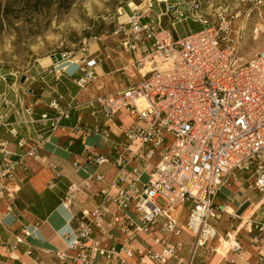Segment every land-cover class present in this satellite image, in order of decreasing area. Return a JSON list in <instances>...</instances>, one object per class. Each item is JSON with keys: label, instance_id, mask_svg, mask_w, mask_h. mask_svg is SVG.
<instances>
[{"label": "built area", "instance_id": "1", "mask_svg": "<svg viewBox=\"0 0 264 264\" xmlns=\"http://www.w3.org/2000/svg\"><path fill=\"white\" fill-rule=\"evenodd\" d=\"M162 5L165 8L153 19V9ZM216 14L203 15L192 2L149 0L144 7L132 9L117 29L124 36V51L139 56L132 68L147 71L140 82L96 100L105 117L103 125L96 120L73 128L74 133L93 135L111 145L117 154L114 165L119 168L112 188L118 190L116 195L108 189L95 191L103 202L75 217L67 250L56 253L60 264H130L136 259L139 264H194L199 251L219 237L216 226L223 215L243 222L237 211L229 213L216 204L222 189L238 182L241 173L248 175V188L261 194L259 208L247 225L233 227L224 239L228 253L241 258L245 251L239 234L244 230L257 247L254 264H264V48L247 60L241 58L232 33L237 15ZM164 17L169 27L163 26ZM187 21L203 29L176 38L171 28ZM61 60L63 64L46 72L56 75L75 65L82 73L76 80L81 89L97 80L94 68L101 62L99 57L77 59L65 53ZM7 76L20 78L10 73L4 80ZM63 101L61 96L53 99L49 108L56 116L45 113L38 121L33 107H26L30 117L26 124L41 122L52 135L81 106L74 105L75 100L63 106ZM123 112L135 122L124 129L123 142H114L110 123ZM4 118L0 116V122ZM11 134L18 135L15 129ZM49 138L43 132L21 138L17 145L25 152L17 160L12 158L11 143L0 139V200L15 198L20 191L19 169L26 170L27 161L40 156ZM93 150L85 145L84 163L102 166L111 162ZM155 156L157 161L152 164ZM141 165L148 173L142 185L145 171ZM49 167L57 169L52 163ZM104 179L89 174L83 186L71 185L62 206L70 209L82 188L92 189L95 180ZM112 203L116 211L110 210ZM181 209L188 211L182 223ZM183 231L192 236L184 255L186 244L176 240ZM143 235L150 241L146 245L139 240Z\"/></svg>", "mask_w": 264, "mask_h": 264}, {"label": "crops", "instance_id": "2", "mask_svg": "<svg viewBox=\"0 0 264 264\" xmlns=\"http://www.w3.org/2000/svg\"><path fill=\"white\" fill-rule=\"evenodd\" d=\"M164 18L167 20L166 24ZM164 18L162 19L163 26L169 27V19ZM187 22L196 23L194 21ZM178 25L171 28L173 33L177 31ZM190 32L192 31L185 32L183 36ZM120 46L122 50L115 53L116 55L106 52L103 57L96 56L101 61L94 68L97 80L86 89H81L77 85L76 80L82 76V73L75 65H70L67 71L56 75L46 72L48 69L63 64L61 57L57 58L56 56L39 61L33 70L26 74L27 79L24 84H18L17 80L12 82L14 80L12 77L7 76V80H4V76H0V116L4 115L5 117L0 122V139L11 143L10 149L14 153L12 158L17 160L25 152L17 145L21 138H34L39 132H43L45 137H50L44 143L40 156L27 161L26 170L19 169L20 191L15 198L0 200V264H60L56 253L67 250L70 234L76 226L75 217L80 216L82 211L94 210L103 202V197L96 195L95 191L108 189L111 195L117 194L118 189L112 188V183L119 174V168L114 165L117 154L112 152L110 144H102L100 139L93 135L81 136L74 133L73 128L81 122L92 125L96 120L103 125L105 117L96 100L103 95L119 92L140 82L146 74L147 70L145 69L137 71L132 68V64L139 56L124 52L121 43ZM72 69L77 70L74 76L71 75ZM59 96L64 99L63 106L74 100V105L78 103L81 106L75 107L71 111L69 119L61 121L60 128L55 133L51 135L41 122L26 124L30 121V117L24 111L26 107H33L36 121L40 120L45 113L55 117L56 112L49 107L52 100ZM93 101V105H90L89 103ZM134 122V118L127 112L118 115L114 122L110 123L111 140L123 142L125 139L124 129ZM11 129H15L18 135H12ZM85 145H91L94 153L98 155L110 157L111 162L102 166L84 163L81 160V155ZM157 158L158 156L152 157L151 163L154 164ZM77 162H79V166L75 165ZM51 163L57 165V169L50 168L49 164ZM140 167L144 172V167L142 165ZM151 168L152 165L147 168V171H150ZM89 174L103 175L105 179L100 182L95 180L92 183V189L82 188L73 206L70 209H65L62 206V201L68 188L73 184L83 186ZM145 176L148 179L146 171L141 178V185L146 182L143 181ZM239 178L238 182L225 187L235 194L232 201L237 202V206L234 207L228 203L222 205L216 202L217 205L230 213L238 211L247 201H252L256 206L261 199V196L255 200L253 195L251 197L242 193L241 189H244L242 188L244 186L251 193L254 192L248 188V175L241 173ZM53 183H55V187H51ZM235 186L241 187L235 191L233 189ZM220 193L217 198L220 197ZM110 210L116 211V205L112 203ZM129 214L133 215L131 211ZM249 215L253 216L254 214L248 209L242 216ZM187 216L188 211L181 209L180 222H185ZM224 216L230 217L226 214L223 215V218ZM240 223L220 230L216 226L219 235L216 239L225 238L226 233L223 231L226 229L227 232L231 231ZM19 238L23 239L21 243L18 242ZM191 239L192 236L187 231H183L182 235L176 239L178 242L186 244L183 255L187 253L188 242ZM139 240L144 245L150 242L144 235ZM240 240L245 251L243 257L240 258L232 253H230L232 257H226L228 248L226 249L224 242L219 239L221 244L216 250L209 249L210 243L207 248L199 251L194 264H230V262L254 264L258 256L257 247L248 235L240 236ZM215 251L217 254L212 258L214 254L211 253ZM130 264L139 263L136 259L130 261Z\"/></svg>", "mask_w": 264, "mask_h": 264}, {"label": "rangeland", "instance_id": "3", "mask_svg": "<svg viewBox=\"0 0 264 264\" xmlns=\"http://www.w3.org/2000/svg\"><path fill=\"white\" fill-rule=\"evenodd\" d=\"M149 0H0V76L17 73L18 77L28 74L39 61L63 54L80 57H103L106 52H120L122 34L118 28L125 24L128 15L136 7H144ZM154 1V0H152ZM170 3H195L203 15L215 16L216 13L237 15L232 24V33L238 41L240 57L249 59L264 48V0H169ZM156 6L151 15L156 17L161 9ZM149 21L144 20V22ZM164 23L167 20L164 18ZM203 29L198 23L180 24L175 36L185 32H197ZM125 52V51H124ZM116 55V54H115ZM77 70H71L74 76ZM10 77V76H9ZM11 78V77H10ZM20 79L17 80L18 84ZM14 79L12 82H15ZM26 83V82H25ZM24 86V85H22ZM245 180V178H244ZM147 181V176L143 178ZM241 186L233 189L238 191ZM242 193L253 195L255 200L259 192L251 193L242 187ZM235 194L224 188L217 204L232 201ZM261 215V213H259ZM264 222V219L262 220ZM239 218H224L218 223V229L237 225ZM227 232V229L223 231ZM240 236L247 235L242 230ZM219 239L211 242L210 250L221 244ZM225 245V243H224ZM225 248L228 247L225 245ZM212 251V250H211ZM212 258L217 254L215 251ZM226 257H232L230 253ZM224 258V257H223Z\"/></svg>", "mask_w": 264, "mask_h": 264}, {"label": "bare ground", "instance_id": "4", "mask_svg": "<svg viewBox=\"0 0 264 264\" xmlns=\"http://www.w3.org/2000/svg\"><path fill=\"white\" fill-rule=\"evenodd\" d=\"M127 18V17H126ZM259 207H258V205H256L255 207H250V208H248L251 212H253V214L255 213V211L258 209ZM247 209V210H248ZM246 210V211H247ZM245 211V212H246ZM229 212V211H228ZM230 213V212H229ZM246 215V214H245ZM252 216V215H251ZM250 215L249 216H241L242 217V219H243V222H241L239 225H240V228H242V227H244L245 225H247V222H248V220L250 219V217H251ZM219 239H221L224 243H225V245L228 247V244H227V240H225L224 238H219Z\"/></svg>", "mask_w": 264, "mask_h": 264}, {"label": "water", "instance_id": "5", "mask_svg": "<svg viewBox=\"0 0 264 264\" xmlns=\"http://www.w3.org/2000/svg\"><path fill=\"white\" fill-rule=\"evenodd\" d=\"M26 79H27L26 75H23V76L21 77L20 83H21V84H24V83L26 82ZM249 207H250V202H249V201L245 202V203H244V204L238 209V211H237V215H238V216H242V215L245 213V211H246Z\"/></svg>", "mask_w": 264, "mask_h": 264}]
</instances>
